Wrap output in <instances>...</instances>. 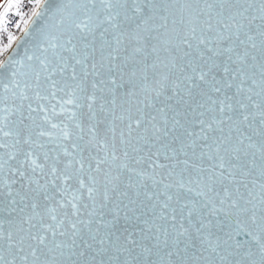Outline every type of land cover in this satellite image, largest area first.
<instances>
[{"label":"snow or ice","instance_id":"snow-or-ice-1","mask_svg":"<svg viewBox=\"0 0 264 264\" xmlns=\"http://www.w3.org/2000/svg\"><path fill=\"white\" fill-rule=\"evenodd\" d=\"M36 7L0 64V264H264V0Z\"/></svg>","mask_w":264,"mask_h":264},{"label":"built area","instance_id":"built-area-1","mask_svg":"<svg viewBox=\"0 0 264 264\" xmlns=\"http://www.w3.org/2000/svg\"><path fill=\"white\" fill-rule=\"evenodd\" d=\"M5 7L6 0H0V13L5 12ZM32 9H34V12L38 9L36 0H22L18 8L12 7L7 10V14L4 16L5 22L0 24V64H2L32 18V16L28 17Z\"/></svg>","mask_w":264,"mask_h":264},{"label":"water","instance_id":"water-1","mask_svg":"<svg viewBox=\"0 0 264 264\" xmlns=\"http://www.w3.org/2000/svg\"><path fill=\"white\" fill-rule=\"evenodd\" d=\"M41 4H43V1ZM41 11H42V7H38V9L36 10V12H41ZM36 20H37V17L33 15L30 21L28 22L25 30L20 35V37L18 38V40L16 41L12 49L9 51V53L7 54L2 64H5V65L8 64L14 55H15L16 61L19 62L20 59L25 54V49H28L29 53L33 50L34 41L30 38V36H26V33L31 34L32 28L34 27L33 22Z\"/></svg>","mask_w":264,"mask_h":264},{"label":"rangeland","instance_id":"rangeland-1","mask_svg":"<svg viewBox=\"0 0 264 264\" xmlns=\"http://www.w3.org/2000/svg\"><path fill=\"white\" fill-rule=\"evenodd\" d=\"M33 12H34V9H32V11H30V14H29V18L31 17V16H33Z\"/></svg>","mask_w":264,"mask_h":264}]
</instances>
